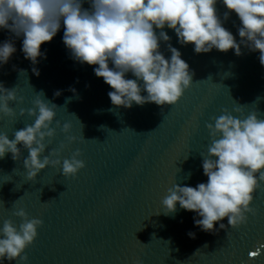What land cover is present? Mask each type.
Segmentation results:
<instances>
[{
    "label": "water",
    "instance_id": "water-1",
    "mask_svg": "<svg viewBox=\"0 0 264 264\" xmlns=\"http://www.w3.org/2000/svg\"><path fill=\"white\" fill-rule=\"evenodd\" d=\"M83 7L90 5L85 2ZM216 7L221 16L229 11L222 3ZM239 24L234 11L224 21L237 40ZM164 30L194 70L193 83L174 105L147 102L125 108L112 105L108 96L112 89L95 75L94 65L70 57L62 39L63 25L41 45L46 58L37 65L21 51L23 36L0 29V42L14 39L17 49L0 66V82L15 87L18 96L12 102L15 115L0 116V132L12 139L15 130L32 123L34 117L21 115V109L34 107L33 101L43 91L45 99L59 107V125L53 122L56 133L46 141L44 155L61 149L62 160L79 149V158L85 161L74 176H64L62 165H49L29 179L23 163L28 150L22 145H18L20 159L13 160L11 153L0 159V227L9 218L19 225L21 218L13 213L20 208L29 218L43 221L25 250L28 264H136L137 260L142 264H264V187L254 193L253 210L246 213L244 223L216 233L195 225L194 211L165 214L161 203L175 182L196 186L207 181L200 153L211 142L206 124L213 116L240 106L242 113L233 114L241 118L256 108L264 114V65L259 51L250 52L242 45L239 56L231 49L196 53L192 43H178L174 30ZM161 51L171 55L166 42H161ZM128 78L134 77L129 73ZM56 90H62L61 95H54ZM65 123L71 124L67 132ZM222 222L227 225V217ZM190 231L195 238L188 235ZM4 264L23 262L5 260Z\"/></svg>",
    "mask_w": 264,
    "mask_h": 264
},
{
    "label": "clouds",
    "instance_id": "clouds-1",
    "mask_svg": "<svg viewBox=\"0 0 264 264\" xmlns=\"http://www.w3.org/2000/svg\"><path fill=\"white\" fill-rule=\"evenodd\" d=\"M85 2L90 7H83ZM218 3L229 10L223 16ZM233 11L240 21L239 40L224 26ZM62 25V39L70 57L95 66V75L112 89L108 96L114 106L131 108L134 103L147 102L174 105L192 85L194 70L180 49L170 43L166 27L175 31L181 45L192 43L196 53L231 49L239 56L243 45L250 52L259 51L258 59L264 65V0H0V29L23 36L21 51L33 65L46 58L41 45L51 41ZM161 42L167 43L170 56L161 51ZM16 50L14 39L0 42V66L8 63ZM32 71L40 74L36 67ZM129 73L134 78H128ZM69 90L77 92L74 87ZM61 92L56 90L54 95ZM17 100L15 87L7 88L0 82V116L15 115L12 102ZM33 104L20 113L34 117L32 123L15 130L12 139L0 132V159L8 153L13 160L20 159L18 145H22L28 150L23 163L29 179H35L49 165H62L66 177L76 175L85 167L79 149L62 160L61 149L44 155L49 146L46 141L56 133L53 122L59 125V107L45 99L43 91ZM242 111L243 106L231 111L225 108L206 124L211 142L200 154L208 179L196 186L175 182L162 198L165 214H175L179 209L194 211L195 225L212 233L246 221V213L253 210L254 193L264 187V114L258 108L243 118L233 114ZM70 128V123L63 125L65 132ZM13 215L21 222L17 225L9 218L0 227V264L5 260L28 264L25 250L35 241L43 221L29 218L23 208ZM225 217L227 225L222 222ZM216 222H220L219 228ZM188 235L195 238L194 232ZM136 264L142 262L137 260Z\"/></svg>",
    "mask_w": 264,
    "mask_h": 264
},
{
    "label": "snow or ice",
    "instance_id": "snow-or-ice-1",
    "mask_svg": "<svg viewBox=\"0 0 264 264\" xmlns=\"http://www.w3.org/2000/svg\"><path fill=\"white\" fill-rule=\"evenodd\" d=\"M249 255H255L254 253L250 252Z\"/></svg>",
    "mask_w": 264,
    "mask_h": 264
}]
</instances>
